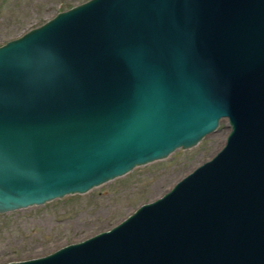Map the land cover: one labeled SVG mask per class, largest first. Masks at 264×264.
I'll return each mask as SVG.
<instances>
[{
  "label": "water",
  "instance_id": "water-1",
  "mask_svg": "<svg viewBox=\"0 0 264 264\" xmlns=\"http://www.w3.org/2000/svg\"><path fill=\"white\" fill-rule=\"evenodd\" d=\"M222 147L106 231L6 264H264V0H86L0 45V214Z\"/></svg>",
  "mask_w": 264,
  "mask_h": 264
},
{
  "label": "rangeland",
  "instance_id": "rangeland-1",
  "mask_svg": "<svg viewBox=\"0 0 264 264\" xmlns=\"http://www.w3.org/2000/svg\"><path fill=\"white\" fill-rule=\"evenodd\" d=\"M86 0H0V45ZM221 120L215 132L189 149L135 167L84 194L0 214V264L41 257L110 229L139 205L157 199L210 159L229 132Z\"/></svg>",
  "mask_w": 264,
  "mask_h": 264
}]
</instances>
